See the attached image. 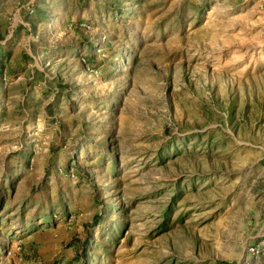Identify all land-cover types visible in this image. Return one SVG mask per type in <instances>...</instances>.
Returning a JSON list of instances; mask_svg holds the SVG:
<instances>
[{
	"label": "rangeland",
	"instance_id": "1",
	"mask_svg": "<svg viewBox=\"0 0 264 264\" xmlns=\"http://www.w3.org/2000/svg\"><path fill=\"white\" fill-rule=\"evenodd\" d=\"M264 0H0V264H264Z\"/></svg>",
	"mask_w": 264,
	"mask_h": 264
},
{
	"label": "built area",
	"instance_id": "2",
	"mask_svg": "<svg viewBox=\"0 0 264 264\" xmlns=\"http://www.w3.org/2000/svg\"><path fill=\"white\" fill-rule=\"evenodd\" d=\"M248 252L251 255H258L260 253H264V240L260 241L256 245H251L247 248Z\"/></svg>",
	"mask_w": 264,
	"mask_h": 264
}]
</instances>
